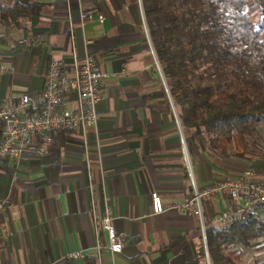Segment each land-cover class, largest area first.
<instances>
[{"label":"crops","instance_id":"0c3cea01","mask_svg":"<svg viewBox=\"0 0 264 264\" xmlns=\"http://www.w3.org/2000/svg\"><path fill=\"white\" fill-rule=\"evenodd\" d=\"M28 3L29 13L15 23L0 21V102L41 89L52 58L70 66L89 52L109 75L99 88L95 128L55 133L45 155L30 144L19 158H0V201L9 202L0 212L6 260L211 264L198 215L173 205L191 194L190 170L201 187L230 167L264 177V125L241 157L206 147L188 150L187 163L170 98L144 99L161 86V75L141 0H0V8ZM81 12L92 16L84 24ZM152 190L161 195L164 211H152ZM230 202L224 195L204 201V221L215 223ZM105 207L123 239L122 250L112 255L106 229L94 222ZM247 249L253 257L246 264H264V237ZM73 250L82 256L68 257Z\"/></svg>","mask_w":264,"mask_h":264},{"label":"trees","instance_id":"16d2710c","mask_svg":"<svg viewBox=\"0 0 264 264\" xmlns=\"http://www.w3.org/2000/svg\"><path fill=\"white\" fill-rule=\"evenodd\" d=\"M31 5L1 7L0 21L15 23ZM141 7L161 75L144 99L170 98L190 132L189 151L243 156L264 125V0H141ZM204 224L211 264H241L244 248L264 237V200L222 228L212 218Z\"/></svg>","mask_w":264,"mask_h":264},{"label":"built area","instance_id":"2783aa9c","mask_svg":"<svg viewBox=\"0 0 264 264\" xmlns=\"http://www.w3.org/2000/svg\"><path fill=\"white\" fill-rule=\"evenodd\" d=\"M82 24L92 16L81 12ZM102 20V16L98 15ZM86 44L91 40L86 39ZM157 63V62H156ZM158 65V64H157ZM96 64L93 55L86 52L75 58L70 66L52 58L43 74L41 89L25 92L19 98H6L0 102V158H19L26 148L33 144L38 155H45L54 143V134L65 131L85 132L95 128L98 121L97 103L101 100L99 91L102 81L108 77ZM187 163L189 157L187 156ZM190 168V165H189ZM191 194L174 203L179 212L198 215L201 227L205 229L202 205L213 196H227L233 204L218 212L215 216L217 227L229 224L232 218L245 207H252L255 199L264 200V177H253L251 171H243L237 176H222L206 186H198L191 170ZM152 211L165 210L161 195L150 192ZM9 202L0 201V212ZM110 207H105L100 215L94 216L106 229L109 252L115 254L123 248V241L117 234L112 222ZM0 226V264H13L4 257V245ZM81 250L67 253L70 258L82 256Z\"/></svg>","mask_w":264,"mask_h":264},{"label":"rangeland","instance_id":"374dc122","mask_svg":"<svg viewBox=\"0 0 264 264\" xmlns=\"http://www.w3.org/2000/svg\"><path fill=\"white\" fill-rule=\"evenodd\" d=\"M181 132H182V142H183L182 144H183V151H184V155L183 156L187 158V156H188V149L186 147V142L185 141H186V139H188L190 132L187 131V130L184 131L183 129L181 130ZM260 145L262 147H264V143L263 144H260ZM207 153L209 155L211 154L209 151ZM210 157H212V156L210 155ZM213 160H215V159L213 158ZM230 160H231L230 161L231 166H233V165L236 164V162L234 160H232V159H230ZM225 175H228V176H237V175H240V174H239V172L235 171V169H231V167H230V168H228V172H226ZM202 209H203V212H204V215H205V209H204V206L203 205H202ZM251 244H252V242L250 243V245ZM249 246H247V247H249ZM247 247H245L244 250H243V260H244V263L242 262V259H241V264H246L247 262H249L250 258L253 257V254H251L252 251H250L249 249H247Z\"/></svg>","mask_w":264,"mask_h":264}]
</instances>
